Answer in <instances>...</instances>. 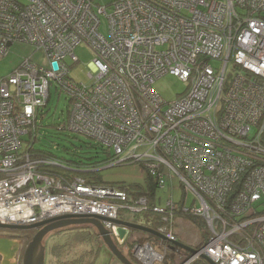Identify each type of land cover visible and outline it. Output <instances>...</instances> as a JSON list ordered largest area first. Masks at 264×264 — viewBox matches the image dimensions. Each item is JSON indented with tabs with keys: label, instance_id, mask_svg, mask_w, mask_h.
<instances>
[{
	"label": "built area",
	"instance_id": "1",
	"mask_svg": "<svg viewBox=\"0 0 264 264\" xmlns=\"http://www.w3.org/2000/svg\"><path fill=\"white\" fill-rule=\"evenodd\" d=\"M14 42L44 50L48 66L25 59L0 79L1 224L100 218L123 243L114 221L152 211L168 256L178 218L200 217L208 238L182 264H264V0H0L1 57ZM80 44L95 53L89 85L70 76ZM167 74L188 85L174 101L154 89ZM53 86L69 99L65 129L108 148L106 167L138 164L159 188L178 178L183 201L151 208L117 186L50 173L70 169L34 152ZM133 253L139 264L166 257L151 242Z\"/></svg>",
	"mask_w": 264,
	"mask_h": 264
},
{
	"label": "rangeland",
	"instance_id": "2",
	"mask_svg": "<svg viewBox=\"0 0 264 264\" xmlns=\"http://www.w3.org/2000/svg\"><path fill=\"white\" fill-rule=\"evenodd\" d=\"M25 2V0H21ZM112 0H100L103 5H108ZM102 32L107 34V20L102 17ZM76 54L79 62L71 69L70 76L81 84H91L92 80L88 74L92 71L90 64L95 59V53L87 44H80L76 48ZM25 59H30L35 64L47 67L48 60L46 53L42 49H36L35 46L27 43L14 42L9 48L6 56H0V79L10 75L17 67H19ZM213 66H219L218 63L212 61ZM188 85L174 75L167 74L156 81L154 89L167 101H174L180 95L184 94ZM69 99L66 95L60 94L55 87L51 90V100L44 111V119L42 128L38 134V141L35 144L36 149H44L50 151L54 156L62 160L84 161L87 163H97V171L99 172L104 183L112 186H118L122 182L141 183L143 177L141 175V167L138 164H126L116 167L106 168L109 153L106 148L99 147L94 140L82 135H76L68 131H59L57 128L62 125L68 116ZM87 144L94 146L88 148ZM96 147V148H95ZM105 150V151H104ZM77 153V155H74ZM141 169V170H140ZM166 185L157 190L156 204L158 207H166L168 200L172 198L175 203L183 201L184 189L178 178L169 179L165 177ZM188 206L194 202L192 194L186 197ZM123 219L132 222L135 217L128 213L123 214ZM143 216H140L141 220ZM177 237L185 244L198 247L202 244L203 231L191 222L179 217L176 221ZM36 231L34 230H6L0 229V239L4 237H19L22 241L30 242ZM90 234V239L88 238ZM208 235V230L206 229ZM129 238V242L135 245L137 241H147L143 234H133ZM19 240V239H10ZM30 240V241H29ZM141 242V243H142ZM151 244L160 250L166 256L162 243L159 241H150ZM46 246V262L45 264H69L76 259L83 260V264L95 263L102 251H106L102 239L93 226H78L61 229L50 233L44 240ZM133 246L129 248L127 243L120 246V249L131 259L135 258ZM55 248L59 257H50L51 248ZM52 248V249H53ZM132 260V259H131ZM182 258L177 259L182 264ZM93 263V264H94ZM135 263V262H134Z\"/></svg>",
	"mask_w": 264,
	"mask_h": 264
},
{
	"label": "trees",
	"instance_id": "3",
	"mask_svg": "<svg viewBox=\"0 0 264 264\" xmlns=\"http://www.w3.org/2000/svg\"><path fill=\"white\" fill-rule=\"evenodd\" d=\"M58 95H60L59 92H58ZM50 100H49V102H50ZM48 104H47V106H48ZM47 106L45 107V109L47 108ZM45 109L43 110L42 120L38 124V133L40 132L42 125H43L42 121L44 119ZM61 127L63 129H60ZM57 129L61 132L67 131L64 127V123L62 125H59ZM37 141H38V135L35 139V144ZM95 143L99 147H104L99 142L95 141ZM86 146H88V148L94 147L91 144H87ZM34 152L36 153L37 156H40V157H47V158H51V159H56L57 161H59L61 163H65L70 168V169H62V168L47 169L52 174L59 175V176H65V177H83L88 183H91V184L108 185V184L104 183L99 172L97 171V169H95L97 167V165H95V164H97V163H93V162L87 163L84 161L62 160V159L54 156L50 151H47L44 149H36L35 146H34ZM106 153L107 154L109 153V156H108L109 158L107 161V162H109L112 155H111V152L108 148H106ZM74 155H77V153H74ZM117 187L125 190L130 196H132L134 198L146 197L149 201L151 208H153L154 206H157L156 194H157V190L159 189L158 180L156 177L152 176L151 174H149L147 172L145 173V179H144L143 184H139V183H132L131 184V183L122 182ZM140 216H143V218L141 220L139 219ZM182 217H184V219L191 222L195 226L199 227L202 231L204 230L203 234H202V242L204 243L206 241V239L208 238V235L206 234L207 227H206L205 221L200 217H193V216H182ZM161 219H162L161 215L153 213L152 211H150V212L145 213L144 215H138L137 217H135V220L132 222L142 224V225H145V226H148L152 229L157 230L161 226ZM137 232L138 231L133 230V231H131V235L135 234ZM143 235L145 236V239L147 238L148 242L156 240V241H159L162 244L166 245V243L158 237H155V236L150 235V234H145V233ZM88 238L90 239V234H89ZM128 241H129V239H127V241L123 242L122 244L127 245V243H128L129 248H131L133 246V244L131 242H128ZM138 242L141 243L142 241H138ZM202 244H200V245H202ZM55 248L52 249L51 253H52V256L54 258H58L59 255H58ZM174 249H175V251L171 250L170 254L165 257L163 264H179V262H177V259H180L179 258L180 254H182L183 256L189 255V253L186 251L178 253L176 251L177 248H174ZM131 259L133 262H135V264H139L135 258H131ZM93 263L94 262H92L91 264H93ZM69 264H83V260L76 259ZM190 264H209V263L205 259H199V260H196Z\"/></svg>",
	"mask_w": 264,
	"mask_h": 264
},
{
	"label": "water",
	"instance_id": "4",
	"mask_svg": "<svg viewBox=\"0 0 264 264\" xmlns=\"http://www.w3.org/2000/svg\"><path fill=\"white\" fill-rule=\"evenodd\" d=\"M11 46V43H9ZM53 69H57V63L52 64ZM108 168V167H106ZM114 223L119 226V238L125 242L131 235V231H141L145 234H150L162 240L167 238L159 233L157 230L148 226L138 224L135 222L115 220ZM93 226L97 231L99 237L102 239L103 244L107 250L121 263V264H135L121 249L120 243L116 238L111 235V232L105 228L100 218H75V217H61L46 220L40 223L31 225H9L1 224L0 229L6 230H34L36 231L32 240L27 244L23 254L22 264H45L46 262V246L44 245L45 238L52 232L78 226ZM7 239H0V247L7 248ZM2 244V246H1ZM9 244V243H8ZM172 248H180L192 255L197 253V249L193 246L187 245L181 241L173 243ZM209 264H216L211 259L204 258Z\"/></svg>",
	"mask_w": 264,
	"mask_h": 264
},
{
	"label": "crops",
	"instance_id": "5",
	"mask_svg": "<svg viewBox=\"0 0 264 264\" xmlns=\"http://www.w3.org/2000/svg\"><path fill=\"white\" fill-rule=\"evenodd\" d=\"M141 175L143 177V181L141 183L137 182L139 184H143L144 179H145V173L143 171H141ZM137 234H144V233L141 231H138ZM132 235L129 236L128 238L130 237L132 238L133 237ZM8 238L9 240L7 242L9 244L7 243V248L5 249L0 247V254L4 256L5 260L8 262L7 264H17L18 263L17 257L20 255L21 250H23L25 245L22 243L21 240H10V239H15L13 237H8ZM52 248L50 251H52ZM50 257H53L52 253L50 254ZM94 264H121V263L109 251H102L99 257L95 260Z\"/></svg>",
	"mask_w": 264,
	"mask_h": 264
},
{
	"label": "flooded vegetation",
	"instance_id": "6",
	"mask_svg": "<svg viewBox=\"0 0 264 264\" xmlns=\"http://www.w3.org/2000/svg\"><path fill=\"white\" fill-rule=\"evenodd\" d=\"M4 238H8V237H4ZM15 239H21L19 237H13ZM22 241V240H21ZM30 241V240H29ZM22 243L25 245L23 250H21V253L20 255L17 257V260H18V263L17 264H22V260H23V254H24V251H25V247L27 246V244L29 243L28 241H22ZM121 246V245H120ZM106 251H108L106 249ZM8 262L5 260L4 256L2 254H0V264H7Z\"/></svg>",
	"mask_w": 264,
	"mask_h": 264
},
{
	"label": "clouds",
	"instance_id": "7",
	"mask_svg": "<svg viewBox=\"0 0 264 264\" xmlns=\"http://www.w3.org/2000/svg\"><path fill=\"white\" fill-rule=\"evenodd\" d=\"M122 220H123V221H127V220H125V219H123V218H122ZM127 239H129V238H127ZM127 239H126V241H127ZM116 241H117V239H116ZM126 241H125V242H126ZM164 241H165V240H164ZM179 241H180V240H179ZM117 242H119V241H117ZM144 242H146V241H144ZM147 242H148V241H147ZM119 243H120V242H119ZM136 243H140V242L137 241ZM142 243H143V242H142ZM119 245H123V244L120 243Z\"/></svg>",
	"mask_w": 264,
	"mask_h": 264
}]
</instances>
